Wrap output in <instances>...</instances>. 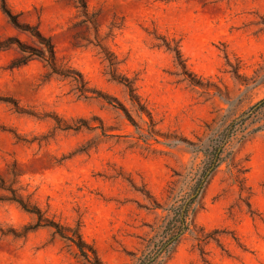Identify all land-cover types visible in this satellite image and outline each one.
<instances>
[{
    "label": "rangeland",
    "instance_id": "obj_1",
    "mask_svg": "<svg viewBox=\"0 0 264 264\" xmlns=\"http://www.w3.org/2000/svg\"><path fill=\"white\" fill-rule=\"evenodd\" d=\"M6 1L0 264L139 263L172 186L183 195L210 138L264 97V0ZM228 153L190 230L147 264H264V130Z\"/></svg>",
    "mask_w": 264,
    "mask_h": 264
},
{
    "label": "trees",
    "instance_id": "obj_2",
    "mask_svg": "<svg viewBox=\"0 0 264 264\" xmlns=\"http://www.w3.org/2000/svg\"><path fill=\"white\" fill-rule=\"evenodd\" d=\"M1 1L4 11L12 17L13 15L11 11H9L7 1ZM83 5L85 6V4ZM177 54L178 57H181L179 50H177ZM111 64H113V62H111ZM51 68L53 72L61 73L54 62L51 63ZM263 117L264 97L233 119L224 130H219L210 138L208 146L203 150L205 159L202 162V166L194 172L192 178L194 182L191 184L190 188L181 196L175 193L173 186L171 190H169L170 194L168 197L169 199H173L174 202L168 208L169 212L166 216L165 223L161 226L163 228L161 235L163 236L158 242L154 243L153 249L155 252L152 255L148 254L143 259L141 258V263L139 262L136 264L152 263L172 254L181 237L190 230L191 216L196 212L197 204H199L211 178L221 164L226 161L228 151L233 148L236 143H243L256 132L264 130V123L248 130L249 124L259 123ZM10 191L12 195L8 199L18 202L25 210L35 213L40 217L41 210L35 204H31L17 195L14 189ZM53 225L56 227L58 234L75 242L72 236L64 233L61 226L54 222ZM208 236L210 237V235ZM150 245L152 246V244ZM78 247L85 253L82 240H80V244L78 243Z\"/></svg>",
    "mask_w": 264,
    "mask_h": 264
}]
</instances>
